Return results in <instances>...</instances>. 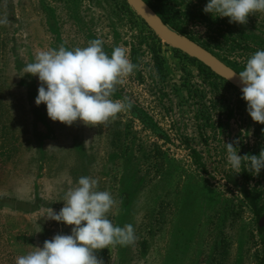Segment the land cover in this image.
Here are the masks:
<instances>
[{
  "label": "rangeland",
  "instance_id": "374dc122",
  "mask_svg": "<svg viewBox=\"0 0 264 264\" xmlns=\"http://www.w3.org/2000/svg\"><path fill=\"white\" fill-rule=\"evenodd\" d=\"M158 1L182 34L238 72L264 50V13L240 25L204 13L208 0ZM123 4L129 7L125 0H0V20H7L0 24V264L71 234L72 226L45 216L59 212L81 176L111 193L108 218L132 224L137 237L97 252L104 264H257L264 219L244 192L261 191L264 203V169L245 181L248 168L230 167L225 143L258 156L264 125L251 119L239 90L166 44ZM93 39L109 55L124 48L137 65L112 97L132 107L96 127L54 122L45 104H35L38 77L23 68L38 50Z\"/></svg>",
  "mask_w": 264,
  "mask_h": 264
},
{
  "label": "clouds",
  "instance_id": "9594fccd",
  "mask_svg": "<svg viewBox=\"0 0 264 264\" xmlns=\"http://www.w3.org/2000/svg\"><path fill=\"white\" fill-rule=\"evenodd\" d=\"M203 12L214 18H229V23L246 25L250 15L264 13V0H208ZM7 20H0L6 24ZM137 65L126 50L115 47L106 53L101 39H93L86 47L71 50L41 49L23 72L38 77L35 104L46 105L47 116L67 126L80 121L96 127L130 110L132 102L112 99L117 84L130 76ZM228 79H237L242 99L247 103L251 119L264 125V50L247 59L243 70L232 72ZM87 141L85 142V144ZM227 162L239 173L242 164L258 176L264 169V149L259 155H239L232 142L225 143ZM63 207L52 208L46 218L71 227V234H56L45 240L42 247L16 257L14 264H104L96 253L116 246L136 242L132 224L114 225L108 218L116 201L109 191L98 190V180L81 176L74 187L63 195Z\"/></svg>",
  "mask_w": 264,
  "mask_h": 264
},
{
  "label": "water",
  "instance_id": "95a60500",
  "mask_svg": "<svg viewBox=\"0 0 264 264\" xmlns=\"http://www.w3.org/2000/svg\"><path fill=\"white\" fill-rule=\"evenodd\" d=\"M128 6L141 18L148 28L166 44L172 46L176 50L181 51L188 57L202 63L210 69L212 73L228 82L241 92V85L237 79H228L235 69L227 65L211 51L201 46L185 34H182L167 23L156 13V11L145 0H125ZM242 93V92H241ZM263 217L261 222H263Z\"/></svg>",
  "mask_w": 264,
  "mask_h": 264
},
{
  "label": "trees",
  "instance_id": "16d2710c",
  "mask_svg": "<svg viewBox=\"0 0 264 264\" xmlns=\"http://www.w3.org/2000/svg\"><path fill=\"white\" fill-rule=\"evenodd\" d=\"M145 1L156 11V13L162 18V20L165 23H167L170 27H172L176 31H178L180 33L182 32L181 30H179L177 27H175L173 25V19H172V17L169 14L164 13V11H162L160 9V7L158 6V2H159L158 0H156L155 3L152 0H145ZM123 6H125L126 8H128V10H130V8L127 7L126 5L123 4ZM153 36L155 38H157L155 35H153ZM176 51L177 52H181L179 50H176ZM183 55L186 56V58L188 60H190V61H196L199 64V66L201 67V69L203 71H205L208 75L213 76L215 78H220L217 75H215L214 73H212L209 68H207L206 66H204L199 61L195 60L194 58L188 57L185 54H183ZM133 60H134V57H133ZM226 83H228V82H226ZM250 176H251V171H249L248 169L243 168L242 169V177H243V179L246 181V180H248L250 178ZM262 194L263 193L261 191L256 190V189H252L251 191H245L244 192V198L248 201V204H249L251 210L253 211L254 215L256 217H259V218L264 217V213H262V210L264 208V203L261 204V205L259 204V201L262 198ZM258 229L261 232V234H263V236H264V224L262 226H259ZM257 264H264V239H263L262 253H261V255H260L259 259H258Z\"/></svg>",
  "mask_w": 264,
  "mask_h": 264
}]
</instances>
